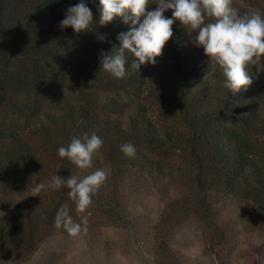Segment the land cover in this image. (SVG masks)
Segmentation results:
<instances>
[{"label":"trees","instance_id":"trees-1","mask_svg":"<svg viewBox=\"0 0 264 264\" xmlns=\"http://www.w3.org/2000/svg\"><path fill=\"white\" fill-rule=\"evenodd\" d=\"M79 2L0 0V206L14 207V195L33 201L13 223L0 216V249L22 260L33 254L42 238L65 230L55 226L64 204L82 224L69 189L46 186L36 193L33 187L47 185L54 175L83 178L97 169L108 175L92 197L88 223L126 225L125 181L148 175L187 191L178 202H169L159 232L185 209L201 219L211 237H221L209 202L218 191L245 202L243 216L264 232V82L250 71L253 83L233 94L223 86L218 66L214 77L203 82L210 58L179 21L154 65L115 78L101 71V52L120 47L118 35L133 25L117 17L101 26L99 0H85L93 14L90 29L79 34L61 29L67 8ZM152 3L149 11L158 7L157 0ZM164 15L172 18V9ZM125 55L130 67L136 58ZM104 90L113 97L102 106L98 93ZM145 92L178 108L177 125L155 122ZM92 132L104 143L102 159L94 158L91 168L79 169L58 155L72 137ZM129 142L136 148L134 157L121 151ZM157 242L159 259L169 257L164 238ZM262 251L264 264V242Z\"/></svg>","mask_w":264,"mask_h":264},{"label":"rangeland","instance_id":"rangeland-1","mask_svg":"<svg viewBox=\"0 0 264 264\" xmlns=\"http://www.w3.org/2000/svg\"><path fill=\"white\" fill-rule=\"evenodd\" d=\"M233 6L241 14L264 15V0H233ZM250 71L264 82V60L251 66ZM92 85L96 87L98 83L94 81ZM98 94L102 95V106L110 104L112 93L104 90ZM143 100L159 126L177 125L178 108L148 92L144 93ZM123 189L126 225L92 220L86 226L87 231L77 236H71L66 230L55 231L42 238L36 251L23 260L0 249V264H263L264 232L243 216L246 203L237 196L218 191L209 197L223 233L218 238L211 237L201 219L190 212L184 213L185 209H180L176 213L179 218L159 232L169 202H178L187 193L171 180L162 176L153 180L148 175H131ZM13 198L16 204L10 210L8 204L0 206V216L12 223L33 204L23 196ZM159 237L171 249L169 257L162 260L157 256Z\"/></svg>","mask_w":264,"mask_h":264},{"label":"clouds","instance_id":"clouds-1","mask_svg":"<svg viewBox=\"0 0 264 264\" xmlns=\"http://www.w3.org/2000/svg\"><path fill=\"white\" fill-rule=\"evenodd\" d=\"M99 24L105 26L119 17L133 27L127 33H120V47L111 54L101 52V71L118 79H124L131 71H138L141 65L156 63L166 44L173 37L172 27L179 21L194 33L193 43L204 49L210 63L203 76V82L211 80L217 66L225 77L223 86L237 94L253 83L250 68L264 60V15L259 12L241 14L233 6V0H157L154 10L149 11L152 0H99ZM172 9V18L164 13ZM143 17V22H141ZM93 25V14L85 0L67 8L61 29L72 28L75 33L87 32ZM130 52L136 59L128 65L125 53ZM103 140L96 132L82 137H72L67 146L58 149L61 158H67L79 169H89L94 158H101ZM121 151L128 157L136 155L132 143L121 145ZM108 173L97 169L83 178L71 175L67 178L54 175L45 185L41 182L33 187L36 193L45 187L58 190L69 189L68 196L74 201L77 213L82 214V224L73 220L67 204L62 205L55 217V226L63 227L71 236L87 231L88 209L92 197L105 182Z\"/></svg>","mask_w":264,"mask_h":264}]
</instances>
